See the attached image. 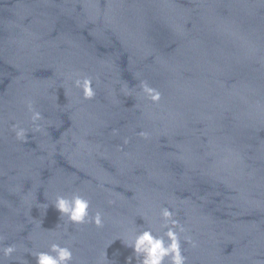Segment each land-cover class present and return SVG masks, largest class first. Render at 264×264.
I'll return each mask as SVG.
<instances>
[{"label":"water","instance_id":"95a60500","mask_svg":"<svg viewBox=\"0 0 264 264\" xmlns=\"http://www.w3.org/2000/svg\"><path fill=\"white\" fill-rule=\"evenodd\" d=\"M73 193L102 228L59 219ZM165 207L185 264H264V0H0V262L68 243L72 264H139L122 240L167 244Z\"/></svg>","mask_w":264,"mask_h":264},{"label":"clouds","instance_id":"9594fccd","mask_svg":"<svg viewBox=\"0 0 264 264\" xmlns=\"http://www.w3.org/2000/svg\"><path fill=\"white\" fill-rule=\"evenodd\" d=\"M72 87L80 89L85 99H92L95 96L92 81L87 77L83 79H74L72 81ZM139 87L146 98L153 103H159L161 93L156 88L150 87L144 80L140 81ZM26 107L31 114L30 119L33 125L31 131L33 133L45 134L46 131L40 123L43 120L42 114L33 108L31 100L26 101ZM12 131L15 134L16 140L27 143L29 135L28 129L22 127L19 123H14L12 125ZM113 134H117V130L113 129ZM137 135L146 140L150 138V133L147 131H140ZM125 143H127V140H125ZM109 203L111 204L112 201H109ZM50 204L59 213V219L65 221V225L91 223L96 228H102L104 226V214L97 210L94 214L90 215V201L78 193H73L70 197L57 195ZM43 207L44 211H46L49 207V203H44ZM160 215L165 221L162 227L167 229L164 233L168 240L167 244L164 238L153 236L149 230L136 233L127 241L122 240V242L126 247L133 249L134 256L139 261V264H163L166 257H170V264H185L186 257L182 255L180 238L177 232V229L179 232H183L184 228L179 225L177 220L173 219L174 214L169 208H161ZM57 226H59V223L56 227ZM186 241L190 243L192 247H196V242L193 241L191 237H186ZM2 251L5 257H11L12 254L17 251V248L15 245H7ZM28 253L35 258L36 264H72L73 261V252L68 243H66V246L52 243L48 252L33 253L28 251ZM52 253H54V255ZM132 259L133 257H128L127 264H131ZM0 264H2V262H0Z\"/></svg>","mask_w":264,"mask_h":264}]
</instances>
